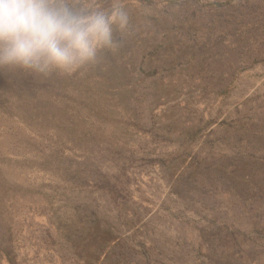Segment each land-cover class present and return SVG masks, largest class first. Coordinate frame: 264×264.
Wrapping results in <instances>:
<instances>
[{
	"label": "rangeland",
	"instance_id": "374dc122",
	"mask_svg": "<svg viewBox=\"0 0 264 264\" xmlns=\"http://www.w3.org/2000/svg\"><path fill=\"white\" fill-rule=\"evenodd\" d=\"M123 2L89 69L0 67V264H264V0Z\"/></svg>",
	"mask_w": 264,
	"mask_h": 264
},
{
	"label": "clouds",
	"instance_id": "9594fccd",
	"mask_svg": "<svg viewBox=\"0 0 264 264\" xmlns=\"http://www.w3.org/2000/svg\"><path fill=\"white\" fill-rule=\"evenodd\" d=\"M129 24L123 0H0V67L71 77L114 51Z\"/></svg>",
	"mask_w": 264,
	"mask_h": 264
}]
</instances>
